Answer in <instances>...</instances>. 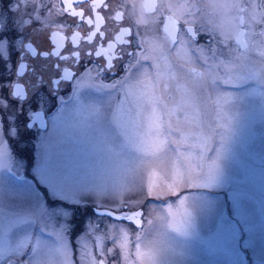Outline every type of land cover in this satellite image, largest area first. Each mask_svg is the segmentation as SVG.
Listing matches in <instances>:
<instances>
[{
  "label": "rangeland",
  "instance_id": "374dc122",
  "mask_svg": "<svg viewBox=\"0 0 264 264\" xmlns=\"http://www.w3.org/2000/svg\"><path fill=\"white\" fill-rule=\"evenodd\" d=\"M2 8L0 0V11ZM231 9L232 14L219 19L216 34L221 35V29L232 32L243 51L247 36L244 39L235 30V18L240 13ZM220 11L225 12L224 8ZM205 19L209 18L201 10L195 21ZM38 38L42 43L43 37ZM185 50V58L178 61L165 51L154 50L150 65H144L143 83L136 89V96L143 98L140 115L130 112L127 103L123 106L126 118L135 117L140 125L139 150L132 152L134 176L128 174L127 158L108 151L104 127L94 126V117L71 105L70 123L75 134H52L49 128L36 139L34 132L18 145L27 149L23 156L13 153L10 164L0 169V206L6 212L17 211L31 192L25 179L31 181L33 167L40 162L43 151L41 144L52 134L59 178L70 185H107L108 197L97 202L104 207L90 200L79 206L75 212L78 226L68 237V248L54 245L50 264H71L83 257L85 249L91 253L92 241L82 230L88 221L97 222L94 213L116 207L111 204L112 198L120 194L133 203L146 205L137 208L144 220L140 224L131 222L133 229L127 224L112 225L104 218V225L110 228L127 229V236H120L116 245H106V264H241L243 253L237 255L222 242L206 236L222 213H231V194L238 190L245 195L246 227L251 239L249 258L243 264H264V73L259 65L254 73L249 72L238 61L231 69V83H223L221 72L214 85L208 79L202 81L200 74L205 69L200 62V74L188 68L196 61ZM209 64L215 61L209 60ZM132 102L135 108V96ZM63 129L60 125L61 132ZM43 238L48 239L46 235ZM96 243L100 245L101 240L97 238ZM116 247L121 252L119 261L112 259L111 250Z\"/></svg>",
  "mask_w": 264,
  "mask_h": 264
},
{
  "label": "snow or ice",
  "instance_id": "6c2138e0",
  "mask_svg": "<svg viewBox=\"0 0 264 264\" xmlns=\"http://www.w3.org/2000/svg\"><path fill=\"white\" fill-rule=\"evenodd\" d=\"M81 2L87 4L88 0H77L76 6ZM198 4L199 0H190V6L195 11L188 12L186 16L191 15L193 20L185 18L179 23L177 36L183 34V37L195 44L205 39L210 41L206 49H201V52L205 53L204 59L201 61L197 56V60L205 69L200 74L202 81L208 79L215 85L220 80L218 73L223 72V83H231V69L238 61L243 63L249 72L254 73L256 66L259 65L261 73H264V0H231L230 3L224 4L209 0L207 3L213 8H234L242 14L235 18V30L240 35L247 36L243 51L232 32H224L221 29V35H217L216 26L211 19H205L199 23V27L196 26L194 21L201 12ZM68 7L73 5L69 4ZM105 7H107L106 12H104ZM136 7L141 10L151 8L155 12L159 8L168 10L173 6L166 5L163 0L159 5L155 3L129 5L124 0H116L113 6L112 0H104L98 9L99 12H103V17H97L95 24L91 18V6L87 9V15L90 17L87 25L90 27L85 33L87 40L81 42L83 46L76 48L69 46L65 49L67 54L59 51L53 53L51 47L41 48L33 58L30 55L21 57L25 42L33 36L43 37L51 46L52 42L48 39L51 35V26L68 23V13L63 0L60 2L59 12L56 11L52 0H16L14 10L20 17L17 27L10 31L7 24L0 23L2 29L0 30V65L6 71L12 72L11 78L0 79V169L10 164L13 153L23 156L27 149H20L18 145L33 131L36 139L40 137L41 131L48 133L49 128L52 129V134L64 132L75 134V129L70 123L71 108L75 107L79 112H87L90 117H94V126L104 127L108 151L113 156L127 158L128 174L135 175L136 167L132 152L139 150L137 132L140 125L135 117L126 118L123 106L127 103L130 112L135 111L137 116L140 115L139 109L143 98L136 96V89L143 83L141 76L146 74L143 72V61L139 59L137 52L144 46L143 36L148 26L138 19ZM119 8L125 9L123 17L118 11ZM82 15L84 13H73L70 27H77V24L85 27L83 20H77V17ZM101 18L105 20L103 29L99 28ZM117 20L122 21L121 25L116 24ZM168 23L175 24L171 18ZM153 24L157 33L160 32L161 26L167 27L163 15H159L158 18L154 16ZM188 24L193 26L186 27ZM93 28L97 31H93ZM241 28L247 29V32L240 31ZM125 34H127L125 39L119 44L112 42L120 41L121 36ZM79 35L80 33L76 34ZM93 36L97 38L95 41L92 40ZM100 37H104L103 44L108 49H115L107 59L97 48ZM194 37L196 39H193ZM75 42L76 38L73 37L71 43ZM33 43H35L34 39ZM53 56L55 61L52 60ZM21 59H31L33 64L32 79L28 83L30 94L22 99L19 92L13 94L10 88L15 79L13 69L20 65ZM209 60L215 61V64H209ZM37 61L42 62L37 63ZM65 64L67 67L63 66ZM117 68L119 73L114 71ZM69 69L72 70L71 76L67 78ZM93 72L95 76L92 75ZM84 73L88 75L85 76ZM62 84L71 92L70 96L61 95L64 91L61 89ZM16 87L19 88L20 85L17 84ZM44 89H47L46 95L41 94ZM46 96L50 100L58 101L55 113L50 111V100L45 107ZM134 96L135 108L132 106ZM25 105H30V109L26 110ZM151 110L154 112L155 108ZM21 116L24 117L23 130ZM33 118L40 123H30ZM60 125L64 126L63 132L60 131ZM52 134L41 144L43 151L40 162L33 167L31 181L25 179L31 192L26 194L20 209L6 212L3 206H0V264H50L49 256L55 250L54 245H58L59 249L68 248V237L73 236L74 227L78 226L75 212L79 206L90 200L95 206L104 207V204L97 202L108 197L107 185H70L59 178L53 158ZM125 183L129 184V181ZM120 187L124 188V184ZM139 187L143 189L142 185ZM92 195L95 199H92ZM133 201L120 194L112 198L111 204L116 207L93 214L98 217L97 222L88 221L82 230L92 241L93 251L90 253L85 249L83 257L72 261L71 264H106L109 252L106 245L109 243L116 245L120 236H127V229L110 228L104 225L103 220L107 218L112 225L127 224L134 229L131 222L140 224L144 220L142 211H138L137 208H144L146 205ZM231 202V213H227V216L222 213L214 227L209 228L206 236L222 242L237 255L243 253L241 261L243 264L248 260V253L251 251L250 231L246 227L245 219L247 205L244 192L242 190L233 192ZM114 212L117 213L116 217H113ZM128 212L132 214H126ZM142 228L143 225L141 230ZM45 235L48 239L43 238ZM97 238L101 240L100 245L96 243ZM111 251L112 259L119 261L120 248L116 247ZM77 255L79 256V253Z\"/></svg>",
  "mask_w": 264,
  "mask_h": 264
},
{
  "label": "flooded vegetation",
  "instance_id": "af4514ba",
  "mask_svg": "<svg viewBox=\"0 0 264 264\" xmlns=\"http://www.w3.org/2000/svg\"><path fill=\"white\" fill-rule=\"evenodd\" d=\"M53 4L55 5V8L57 12L60 11V2L61 0H52ZM125 3L131 5L132 3H136L137 5L141 3H155L159 5L161 3V0H124ZM163 2L167 4H171L173 7L166 10L164 8H159L155 12L150 9H143L141 10L139 7H136L135 12L137 14L138 19L142 20L145 25H147V30L145 31V35L143 36V42L144 46L141 50H138L137 56L141 61H143L144 65H150V62L152 61V55L154 50H162L165 51L167 56L169 55L172 59L175 61H178L179 58H185L184 52H186V49L190 52V54L195 58L196 63H192L188 68L193 72H197L198 74L203 71L201 69V66H199V61L197 60V56L200 57V60L204 59L202 58L200 54L201 48H206L207 44L210 42L208 39L202 40L199 42V44L191 43L187 40L186 37H183V34H180V36H177V32L179 30V23L183 22L185 18L188 20L191 19V15L186 16V13L191 12L192 7L190 6V0H163ZM209 0H199L200 8L205 14H207L208 18L213 21V24L215 26H220L221 16L225 14L226 16L232 14V9L228 7H217L213 8L207 3ZM217 3H230L231 0H215ZM3 8L0 11V23L7 24L9 27V30L11 31L13 28L17 27V21H18V15L16 13L15 6L16 0H2ZM65 10L68 13V23H60V24H54L51 26V35L48 37V39L51 40L52 44L51 46L47 43V41L43 38V42L39 43V38L34 37L35 43H33V39L29 38L25 42L24 51L21 53V57L30 55L31 57H35L38 52H40L41 48L48 49L51 47V51L53 53L59 51L62 53H65V49L71 46L72 48H76L78 46H83L81 44L82 41L87 40V36L85 33L87 32V28L90 27L87 25V20L90 18L87 15V9L89 6L92 8V17L93 23H96L97 17H103V12H99L98 9L100 6L104 3V0H88L87 4L80 3L79 6H76L77 0H63ZM69 4H72L73 7H68ZM113 6L116 4V0H112ZM184 8L187 9L186 12H184ZM225 10V12H221L220 9ZM194 10V9H193ZM107 11V7L104 8V12ZM118 11H120L122 17L125 12L124 8H119ZM73 13H84L82 16H78L77 20H83L85 23V27H80L79 24H77V27H70V21L72 18ZM159 15H163L165 22L167 24V27L161 26V30L159 33L155 31V25L153 24V17H157ZM241 15V13L239 14ZM63 18V17H61ZM169 18H171L172 21L175 22V24L168 23ZM122 21L117 20L116 24L119 26L121 25ZM196 26L199 27V21H195ZM105 25V20L100 19L99 21V28L103 29ZM192 24L186 25V27H192ZM2 30V29H0ZM93 31H97L96 28L92 29ZM142 30L143 27H142ZM247 29L245 30L246 33ZM77 33H80L79 36H76ZM88 35H91V33H88ZM118 35V34H117ZM127 34L125 36H121L120 41H112L115 44H119L122 40L125 39ZM244 36V35H243ZM73 37L76 38L75 43H71L73 40ZM20 39H23V37H19ZM97 38L95 36L92 37V40L95 41ZM193 39H196L195 37ZM245 39V36H244ZM104 37H100V44L97 45L98 50L102 51V54L104 55L105 59L109 57V55H112L115 51V49H108L106 45L103 44ZM179 40L180 42L176 43L175 41ZM246 43V40L243 42ZM31 44V47H28V45ZM39 45V47L37 46ZM155 51L154 53H156ZM15 59V57H14ZM52 60L55 61V56L52 57ZM42 61H37V63H40ZM86 63V61H85ZM176 63V62H175ZM32 60L31 59H21L20 65L13 69L15 72V79L13 80V83L10 85V88L13 92V94L19 92L20 98L22 99L25 95L30 94V88L28 87V83L32 79ZM64 67H67V65H63ZM89 67H91L89 65ZM71 69H69V74L67 78H70L71 76ZM117 73H119V69H114ZM87 73H84L85 76ZM93 76H95V73H92ZM12 77V72H8L5 70V68L0 65V78L1 79H9ZM108 82V81H105ZM19 84L20 87L17 88L16 85ZM62 91L61 95L67 97L71 95V92L67 90L65 85H61ZM42 95L47 94V89L42 90ZM50 98L47 96L45 97V107H47V104L49 102ZM58 105V101L56 100H50V111L52 113L53 110L56 108L55 106ZM30 105H25L26 110L30 109ZM24 120V117L21 116V124ZM30 123L32 124H39L40 121L33 118ZM38 127V125H37ZM35 131H33L34 133ZM32 133V134H33Z\"/></svg>",
  "mask_w": 264,
  "mask_h": 264
},
{
  "label": "water",
  "instance_id": "95a60500",
  "mask_svg": "<svg viewBox=\"0 0 264 264\" xmlns=\"http://www.w3.org/2000/svg\"><path fill=\"white\" fill-rule=\"evenodd\" d=\"M239 36H241V35H239Z\"/></svg>",
  "mask_w": 264,
  "mask_h": 264
}]
</instances>
